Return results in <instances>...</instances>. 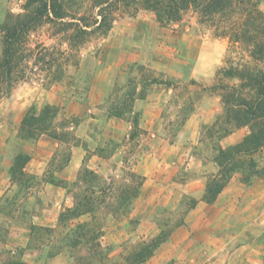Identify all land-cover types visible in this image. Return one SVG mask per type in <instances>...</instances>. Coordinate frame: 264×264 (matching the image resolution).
<instances>
[{
    "label": "rangeland",
    "instance_id": "rangeland-1",
    "mask_svg": "<svg viewBox=\"0 0 264 264\" xmlns=\"http://www.w3.org/2000/svg\"><path fill=\"white\" fill-rule=\"evenodd\" d=\"M26 1L0 0V24L16 22ZM234 2L229 18L213 22L191 8L161 24L140 0H62L64 18L47 16L29 34L11 87H0V264H264V151L254 156L259 177L234 174L222 197L203 200L218 148L249 133L224 137L217 122L220 87L240 85L230 72L258 67L250 46L224 34L241 23L239 6L264 11V0ZM3 50L0 32V59ZM146 75L171 87L149 88L167 95L157 115L145 118V102H134L141 130L131 139L128 120L111 114L124 109L127 84ZM47 105L57 127H75L58 129V139H20L27 113ZM21 153L30 161L13 172ZM79 194L95 211L62 222ZM79 224L97 231L103 261L92 245L71 243ZM158 236L165 242L137 263Z\"/></svg>",
    "mask_w": 264,
    "mask_h": 264
},
{
    "label": "trees",
    "instance_id": "trees-1",
    "mask_svg": "<svg viewBox=\"0 0 264 264\" xmlns=\"http://www.w3.org/2000/svg\"><path fill=\"white\" fill-rule=\"evenodd\" d=\"M143 8L152 11L159 23H171L182 20L183 14L191 8L198 13L214 21V17L229 18L237 11L234 0H140ZM251 1V0H247ZM259 3L262 0H255ZM245 3V2H243ZM247 3V2H246ZM259 5V4H258ZM25 13L16 18V22L10 24L7 21L0 24V32L3 35V56L0 59V87H11V82L16 70H19L23 59V49L29 34L47 16L61 20L64 18L62 0H27L23 6ZM241 23L231 25L226 30L225 37L232 43L250 46L251 56L257 61L258 67L248 70L231 71L230 76L240 81L239 86H222L224 93L222 96L224 112L217 120L219 129L223 136L230 135L235 131L248 128L249 133L237 144L228 148L219 147L214 162L218 166V174L208 182L203 200L206 203H213L223 192L234 174H241L242 181L249 183L254 177H259L257 162L254 156L264 151V11L254 6L253 10L248 6L238 8ZM105 17L102 15L100 27L104 26ZM109 26L107 27V29ZM153 85H167L168 81L158 79L153 75L143 76L140 80H131L127 87L129 92L127 103L124 109H116L111 116L126 118L132 125L131 139L137 136L140 128V113L134 110L136 100H145L149 88ZM33 111V112H32ZM58 112L54 106L47 105L36 112L33 108L27 113L19 129V138L28 141H36L43 135L58 137V129L74 128V124L65 120L60 126H56ZM30 161L27 154H18L11 171L24 169ZM17 166V167H16ZM12 172V173H13ZM86 176L95 177V173L86 171ZM79 201L73 209H67L61 214V221L75 219L85 214H92L95 211L96 201L91 197L79 194ZM123 197L121 200H124ZM118 216V210H112ZM97 231L88 228L86 224H79L77 230H73L71 243L74 246L83 245L88 248L92 245L94 259L107 258L102 251L101 244L97 242L99 237L95 235ZM165 238L158 236L151 241V252L146 257H142L137 263L147 261L155 249H157ZM96 242V243H95ZM97 256V257H96Z\"/></svg>",
    "mask_w": 264,
    "mask_h": 264
},
{
    "label": "crops",
    "instance_id": "crops-1",
    "mask_svg": "<svg viewBox=\"0 0 264 264\" xmlns=\"http://www.w3.org/2000/svg\"><path fill=\"white\" fill-rule=\"evenodd\" d=\"M166 96L167 95L165 93L157 95L154 90L153 91L150 90L149 93L147 94L146 99L142 100V101L145 102L143 104V108H144L143 112H142L143 116L146 118L148 113H150L152 115H157L158 111H159L158 104H161V103L163 104L164 101H167V100H165L166 98H164ZM191 121H192V118L188 120V123H190ZM153 124H154V122H153ZM152 128H153V125L150 128H148V129H152ZM69 167H71L72 173H74V171L76 172L78 170V168H79L78 159L77 158H73L70 161ZM73 177H71V179ZM223 193L220 195V197H222ZM220 197H219V199H220Z\"/></svg>",
    "mask_w": 264,
    "mask_h": 264
}]
</instances>
